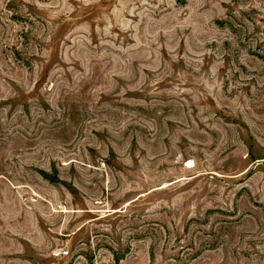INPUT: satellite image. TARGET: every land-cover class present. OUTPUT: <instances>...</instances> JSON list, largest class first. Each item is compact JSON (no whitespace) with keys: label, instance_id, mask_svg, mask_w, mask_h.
Wrapping results in <instances>:
<instances>
[{"label":"rangeland","instance_id":"374dc122","mask_svg":"<svg viewBox=\"0 0 264 264\" xmlns=\"http://www.w3.org/2000/svg\"><path fill=\"white\" fill-rule=\"evenodd\" d=\"M0 264H264V0H0Z\"/></svg>","mask_w":264,"mask_h":264},{"label":"built area","instance_id":"2783aa9c","mask_svg":"<svg viewBox=\"0 0 264 264\" xmlns=\"http://www.w3.org/2000/svg\"><path fill=\"white\" fill-rule=\"evenodd\" d=\"M63 254H67V251H66V252H64Z\"/></svg>","mask_w":264,"mask_h":264}]
</instances>
